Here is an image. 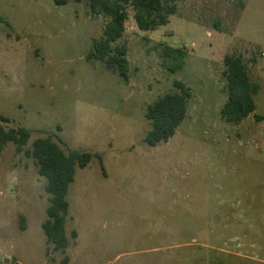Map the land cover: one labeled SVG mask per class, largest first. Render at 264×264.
Returning <instances> with one entry per match:
<instances>
[{
    "label": "rangeland",
    "instance_id": "374dc122",
    "mask_svg": "<svg viewBox=\"0 0 264 264\" xmlns=\"http://www.w3.org/2000/svg\"><path fill=\"white\" fill-rule=\"evenodd\" d=\"M128 12L125 78L87 58L109 20L88 0H0V123L32 131L0 153V264H264V0H182L151 30ZM164 45L185 50L182 68ZM226 54L261 86L240 123L221 116ZM176 80L187 116L150 146L147 106ZM47 135L95 154L69 187L65 252L47 241L50 193L27 153Z\"/></svg>",
    "mask_w": 264,
    "mask_h": 264
},
{
    "label": "trees",
    "instance_id": "16d2710c",
    "mask_svg": "<svg viewBox=\"0 0 264 264\" xmlns=\"http://www.w3.org/2000/svg\"><path fill=\"white\" fill-rule=\"evenodd\" d=\"M54 1L56 4H66L69 0ZM88 1L92 13L104 15L109 20L102 36L94 40V49L87 58L103 61L109 69L126 78L129 71L128 46L118 43V40L125 31L128 8L133 9L141 30H151L168 24L170 16L177 11L178 2L182 0ZM162 57L168 68L174 71L184 65L186 52L180 47L164 45ZM168 59L173 62L169 63ZM224 64L228 98L221 109V116L227 122L240 123L256 109L255 95L261 86L251 79L241 55L226 54ZM175 86L177 90L160 95L147 106L146 116L151 120L152 127L144 140L150 146L170 139L187 116L192 90L181 80H176ZM31 134V129L27 127L8 129L0 123V153L8 142L16 145L17 152L22 151ZM27 153L36 159L39 174L46 179L45 190L50 193L47 219L42 224L47 241L53 244L55 250L65 252L70 244L66 232L69 187L75 179L77 167H86L95 154L77 148L66 152L51 135L36 138Z\"/></svg>",
    "mask_w": 264,
    "mask_h": 264
},
{
    "label": "crops",
    "instance_id": "0c3cea01",
    "mask_svg": "<svg viewBox=\"0 0 264 264\" xmlns=\"http://www.w3.org/2000/svg\"><path fill=\"white\" fill-rule=\"evenodd\" d=\"M67 231V230H66Z\"/></svg>",
    "mask_w": 264,
    "mask_h": 264
}]
</instances>
